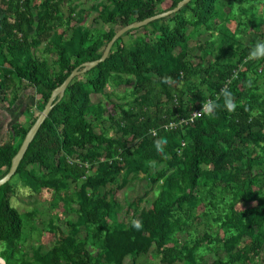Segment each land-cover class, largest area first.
<instances>
[{
	"label": "rangeland",
	"instance_id": "1",
	"mask_svg": "<svg viewBox=\"0 0 264 264\" xmlns=\"http://www.w3.org/2000/svg\"><path fill=\"white\" fill-rule=\"evenodd\" d=\"M21 1L0 0V17L8 15L9 22L13 23L15 4ZM43 1L29 0L34 23L25 26V29L32 40V55L44 62L52 75L58 71V51L74 61L78 50L100 40V53L107 44V32H116L124 26L107 21L109 12L114 10L109 0H61L56 12L57 19L44 26L38 34L36 12ZM155 4L157 13L171 9L169 0ZM171 14L152 21L151 25L147 23L127 31L116 40L115 45L129 50L142 46L157 54L161 63L167 59L174 62V56L163 50V43L168 38L160 30L172 24ZM180 15L189 20L183 29L184 48L181 52L185 53V61L191 71L187 81L176 83L181 92V101L174 99L172 103L160 92L151 66L142 75L145 80L141 76L111 74L103 91L93 92L88 88L89 103L85 118L92 131L89 142L72 150L64 149V168L58 173H45L30 163L28 158L22 159L20 166L32 174L34 188L19 173L4 185L6 201L20 217L19 225H11L7 238L0 240V260L4 264H44L42 259L49 260L50 264L55 259L58 264H68L67 239L78 242L88 235L100 236L104 242L102 248L87 245L88 252L94 256L91 264H111L110 249L120 238L117 226L121 222L134 225V221H139L141 227L135 228L147 238L153 237L148 227L152 203L161 196L165 178L171 176L179 179L183 170L182 160L175 166L170 165L167 148L174 144L175 152L180 156L188 142L190 123H186V120L195 111L189 110L197 103L192 93L196 89L204 92L202 110V107L209 105L212 96L217 97L219 90L223 91L235 81L237 94L233 103H247L251 114L259 116L264 122V55L259 52L253 55L256 46L264 43V0H217L208 21L197 25L192 24L195 17L190 10ZM138 21L136 17L132 19V22ZM13 32L16 38H21L19 32L14 29ZM6 38L4 34L0 35V41ZM246 49L251 50L247 55ZM12 62L14 67L21 65L17 58ZM229 65L233 66L231 77H219L221 79L214 83L215 76H223ZM4 72L12 73L9 69H0V83ZM13 79L16 85L10 91L0 89V106L4 108L12 107L15 94L25 86V82L18 80L14 73ZM141 81H144L143 85L138 86ZM155 102H158V107H155ZM45 103L36 95L33 105L26 107V128L31 126ZM132 106L147 109L153 122L147 133H160L161 140L166 141L160 146V156L144 154L143 136L133 138L124 131L122 110ZM203 113L206 112L201 111ZM52 116L56 119V130L61 132L64 116L57 112H53ZM263 122L254 127L256 134H264ZM100 136L114 140L111 149L106 144L97 143L96 138ZM2 138L8 139V135L0 138V145L5 142ZM23 138L15 139V148L20 146ZM239 147L244 154V168L249 172L241 183L239 193L259 191L257 200L236 201V210L245 221H249L251 208L264 201V143L257 146L248 143ZM108 149L113 152L112 159L116 161L117 170L104 184L87 187L86 191L92 199L103 198L110 202L112 213L100 210L99 220L87 227L78 212L77 192L87 177L108 169L107 165L111 162ZM231 166L236 169L235 163ZM6 169V166H0V176ZM232 198L233 192L223 183L201 185L195 191L191 204L174 209L175 226L167 242L178 248L181 254L190 251L191 261L183 257L171 263L163 262L154 242L143 240L139 243L138 253L131 254L124 264H131L133 257V264H208L216 258L225 260L230 256L235 258V264H264V237L253 254L249 250L250 240H242L236 232L228 230L220 237L216 235L217 218L228 212ZM1 213L8 217L5 206ZM258 231L264 235V224ZM204 235H208V238ZM245 252L251 256L246 263L242 261Z\"/></svg>",
	"mask_w": 264,
	"mask_h": 264
},
{
	"label": "trees",
	"instance_id": "2",
	"mask_svg": "<svg viewBox=\"0 0 264 264\" xmlns=\"http://www.w3.org/2000/svg\"><path fill=\"white\" fill-rule=\"evenodd\" d=\"M114 10L109 12L107 21L116 25H126L132 22L133 18L142 20L146 17L157 14L155 3L163 0H109ZM171 8L180 0H169ZM254 1V0H249ZM61 0H44L37 8L36 12V33H41L44 26L57 19L56 12L59 9ZM217 0H190L182 5L179 10L172 13L169 17L172 24L163 26L160 30L167 35V41L163 43V50L167 54L174 56V62L170 59L163 63L158 59L157 54L152 53L142 46H137L134 50L112 45L106 58L99 62L92 69L84 73L83 76L77 75L65 88L62 97L53 105L46 119L43 121L34 138L24 154L30 163L35 164L45 173L53 174L61 172L64 168L62 162V152L64 149L72 150L74 147H81L88 143L92 131L85 115L89 103V93L87 89L93 92L103 91L111 74H125L142 77L147 67H152L156 74V83L160 92L174 103L181 101V92L176 83L180 80H188L191 74L185 61L183 50V29L189 24V20L180 14L185 10H190L197 25L208 21L214 11ZM15 21L10 23L8 15L0 17V35L4 34L7 38L0 41V69L6 71L9 69L12 73L4 72L1 76L0 89L10 91L15 86L13 73L20 81L25 82V87L32 88L44 102L48 100L52 91L58 87L71 71L85 61H92L100 58L103 49L98 53L101 41L95 40L78 50L74 61L62 51H58V71L50 74L48 67L42 61H39L32 55V40L29 38L25 26H32L34 16L31 13L29 0H22L15 4ZM165 17H162L164 19ZM153 22H149L151 25ZM13 29L21 34V38L15 37ZM114 30H109L105 35L108 42L114 35ZM128 33V32H125ZM251 52L246 49L245 55ZM19 59L21 65L14 67L12 60ZM232 65L224 71L223 76H215L214 83L219 77L230 78ZM95 70V74H93ZM144 81L139 82L142 86ZM213 84H208L212 86ZM233 81L232 85L223 91H218V96H212L209 105L212 106L213 115L207 112L193 119L188 127V142L182 149L181 155L175 152V145L168 146L167 151L170 154V165L175 166L182 160L183 170L179 179L171 176L165 178V184L161 196L153 201L152 212L150 215L149 230L153 237L147 238L141 234L132 224L121 222L117 228L120 232V238L111 247V264H124L125 260L133 253H138L139 243L143 240L153 241L162 255V261L171 263L174 260L185 257L191 261L192 253L190 251L181 254V251L168 244L167 239L175 226L173 211L176 207L183 204H191L194 200L195 191L201 185L225 184L232 192L233 198L229 205L228 212L217 218L218 237L222 236L228 230L237 233L242 240H250L249 250L253 254L260 247V240L264 237L258 229L264 224V201H259L257 205L250 210V220L245 221L235 208L236 201L243 199L247 202L258 199L259 191L250 194L239 193L241 183L249 176V172L244 168L242 158L243 151L240 145L251 143L255 146L264 143V134H256L253 129L262 125L263 120L259 116H253L250 112V106L247 103L234 104L233 99L237 92ZM225 92L230 93L226 96ZM197 99L189 111L199 110L201 102L204 100V92L195 90L192 92ZM235 105L234 111H229L228 102ZM177 103V102H175ZM158 107V102H155ZM147 107V106H146ZM74 108V109H73ZM159 109V108H158ZM57 112L64 116L61 122V132L55 127L56 119L52 116ZM185 114H189L186 112ZM122 121H124V131L133 138L143 136V153L160 156L161 152L157 149L155 141L161 140L160 133L148 132L153 125L150 114L146 108L136 109L132 106L127 110H122ZM264 123V122H263ZM29 128V127H28ZM28 128L14 124L11 126L10 138L0 145V166H6L8 170L11 158L16 153L19 146L15 148L14 142L17 138H23ZM98 144H106L109 149L112 148L114 140L102 136L96 138ZM108 149V155L111 162L96 176H89L78 189L77 204L78 212L82 223L89 227L99 220L100 210L112 213V205L103 198L92 199L87 194V187H97L111 179V174L117 170L116 161L113 160V152ZM21 162V161H20ZM235 163L236 169L232 168ZM203 166L207 168H203ZM22 176V179L32 188L31 173L25 170L20 163L15 172ZM7 183V182H6ZM5 183V184H6ZM0 186V240L7 238L11 225L17 226L20 223L18 212L11 208L6 201V192L4 185ZM5 206L8 217L1 213ZM203 237L208 238V235ZM202 241V240H198ZM102 248L103 239L97 235L85 236L82 240L75 242L73 239H67L68 264H91L94 260L93 254H90L87 245ZM146 249V248H145ZM250 255L245 252L242 255V261L248 262ZM235 258L227 259L216 258L208 264H235ZM44 264H50L49 260L42 259ZM134 263V257L132 263ZM52 264H58L55 259Z\"/></svg>",
	"mask_w": 264,
	"mask_h": 264
},
{
	"label": "water",
	"instance_id": "3",
	"mask_svg": "<svg viewBox=\"0 0 264 264\" xmlns=\"http://www.w3.org/2000/svg\"><path fill=\"white\" fill-rule=\"evenodd\" d=\"M190 0H180L174 7H172L171 9H168L166 11L157 13L155 15L146 17L138 22H131L129 24L124 25L123 27H121L120 29H118L114 35L112 36V38L107 42L102 55L100 56V58L96 59V60H92V61H86L81 63L79 66L75 67L71 73L63 80V82L56 87L50 97L48 98V100L46 101L43 109L40 111V113L38 114V116L36 117V119L34 120V122L31 124V126L29 127V129L27 130L20 146L18 147L16 153L13 155V157L11 158V162H10V166L7 170V172L0 178V186L5 184L6 182H8L10 180V178L15 174L17 167L20 163V161L22 160V158L24 157V154L29 146V143L32 141V139L34 138L36 132L38 131L39 127L41 126V124L43 123V121L46 119L47 115L49 114L50 110L52 109L53 105L56 103L57 100H59L62 95L63 92L65 90V88L70 84V82L79 74L87 71V69L92 68L94 66H96L99 62H102L107 54L109 53L112 45L114 44V42L125 32L134 29V28H138L141 27L149 22H152L156 19L165 17L171 13L176 12L177 10H179V8L186 4L187 2H189ZM58 96L57 100L55 101V97ZM0 264H4L2 261H0Z\"/></svg>",
	"mask_w": 264,
	"mask_h": 264
},
{
	"label": "crops",
	"instance_id": "4",
	"mask_svg": "<svg viewBox=\"0 0 264 264\" xmlns=\"http://www.w3.org/2000/svg\"><path fill=\"white\" fill-rule=\"evenodd\" d=\"M36 95L37 94L32 88L23 85L21 89L17 91V94H15L14 103L11 104V108L0 106V138L7 134L9 139L11 126L14 124H19L20 127L26 126L28 119L25 114V109L26 107H30L31 104L33 105V98L36 97ZM8 139L5 138L3 141H7Z\"/></svg>",
	"mask_w": 264,
	"mask_h": 264
},
{
	"label": "clouds",
	"instance_id": "5",
	"mask_svg": "<svg viewBox=\"0 0 264 264\" xmlns=\"http://www.w3.org/2000/svg\"><path fill=\"white\" fill-rule=\"evenodd\" d=\"M259 52L260 54L264 55V43H260L256 46V49L255 51L253 52V55L255 56L256 53ZM225 95L226 96H230V93H227L225 92ZM228 109L229 111H234L235 109V105L231 103V100H229L228 102ZM205 111L211 116L213 115V112H212V106L211 105H205ZM163 143H166L165 140H158V141H155V144H156V147L158 150H160V146L161 144ZM134 224V227H136L137 229H139L141 227V224L139 221H134L133 222Z\"/></svg>",
	"mask_w": 264,
	"mask_h": 264
},
{
	"label": "built area",
	"instance_id": "6",
	"mask_svg": "<svg viewBox=\"0 0 264 264\" xmlns=\"http://www.w3.org/2000/svg\"><path fill=\"white\" fill-rule=\"evenodd\" d=\"M200 109H201V108H200ZM200 109L194 111L193 114H192L190 117L187 118L188 120H186V123H187V122L191 123V122L193 121L194 118L200 116V115H201V111L206 112V111H205V107H202V110H200Z\"/></svg>",
	"mask_w": 264,
	"mask_h": 264
},
{
	"label": "bare ground",
	"instance_id": "7",
	"mask_svg": "<svg viewBox=\"0 0 264 264\" xmlns=\"http://www.w3.org/2000/svg\"><path fill=\"white\" fill-rule=\"evenodd\" d=\"M1 261V260H0Z\"/></svg>",
	"mask_w": 264,
	"mask_h": 264
}]
</instances>
